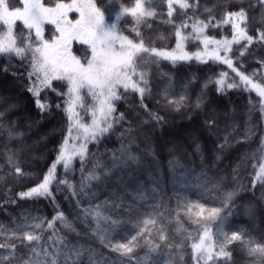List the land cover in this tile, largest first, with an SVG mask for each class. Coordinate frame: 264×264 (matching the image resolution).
Wrapping results in <instances>:
<instances>
[{"label": "trees", "instance_id": "16d2710c", "mask_svg": "<svg viewBox=\"0 0 264 264\" xmlns=\"http://www.w3.org/2000/svg\"><path fill=\"white\" fill-rule=\"evenodd\" d=\"M41 2L55 7L56 3L72 0ZM96 3L105 11V20L117 24L118 34L134 42L142 39L149 48L187 53L192 58L173 64L140 53L137 72L145 73L147 83L139 75L133 80L145 88L143 97L119 89L123 95L113 101V127L93 141L86 140L88 134L77 126V121L90 125L94 119V98L87 89L81 90L83 106L77 102L74 113H69L67 83L53 81L55 92H40L39 99L48 105L42 111L28 91L36 81L35 76L28 78L31 53L26 52L24 59L14 54L0 55V244H15V254L21 258H27L31 247H36L41 255L34 260L48 261L59 251L62 254L57 264H65L66 257L67 264L101 260L103 264H198L192 245L207 231L214 252L223 243L230 257L217 259L214 255L213 260L201 259L199 264H264V256L249 254L251 248L264 247V181L256 178L264 165V105L251 84L237 74L264 86V40L260 39L264 33V0H188L197 6L180 9L174 3L171 18L167 0H151L145 7L154 9L157 15L139 25L127 14L117 20L121 9L133 7L135 0ZM11 6L22 7V3L17 0ZM241 8L246 15L243 22H224L227 12ZM78 18V14L68 17L73 22ZM196 21L208 27L202 33L194 32ZM185 22L189 26L180 28L186 37L179 40L181 52L176 49L179 38L175 32ZM234 23L252 37L251 43L240 37ZM6 29L3 26V31ZM133 29L139 31V36ZM13 30L18 45L23 46L21 38L28 42L29 30L22 22L17 21ZM58 35L55 25L44 24L45 40ZM205 37L232 41L230 49L215 43L205 46ZM31 40L34 46L39 43L34 29ZM69 47L82 63L86 55L90 57L88 45L78 40L71 41ZM213 47L220 49V59L208 54ZM196 53L201 59L195 58ZM220 80L223 85L218 83ZM228 84L233 87L228 88ZM198 98L202 100L199 108ZM149 111L163 117V121L152 120ZM209 118L214 121L211 126ZM84 144L86 152L81 159L73 149L78 151ZM62 148L72 156L68 169L63 162L56 163ZM128 154L135 159H128ZM53 164L56 168L49 186L51 196L21 198L20 193L43 181ZM91 173L100 179H90ZM61 180L72 188L59 183ZM228 193H233L231 200L227 199ZM212 209L220 210L216 218L210 216ZM59 213L64 214L72 229L60 220L54 221ZM24 233L40 239L21 243ZM234 234L239 239L231 240ZM120 244H128L133 252L121 256L113 250ZM43 249L50 256L45 257ZM72 249L79 250L80 255L69 256ZM11 252V247L0 248V255Z\"/></svg>", "mask_w": 264, "mask_h": 264}, {"label": "snow or ice", "instance_id": "6c2138e0", "mask_svg": "<svg viewBox=\"0 0 264 264\" xmlns=\"http://www.w3.org/2000/svg\"><path fill=\"white\" fill-rule=\"evenodd\" d=\"M17 0H0V31H3V26H7L6 31L0 35V55L7 54L9 56L15 55L21 59L25 58L26 52L31 53V71L28 72L29 80L33 76L36 77V81H33L28 91L31 92L36 97V105L42 111L48 109L46 103L41 102L39 99L40 92L43 89H51L53 92L56 88L53 87V81H64L67 83L68 90L67 95L69 96L68 108L66 109L69 113H74V108L77 102H81L83 106V97L81 96V90L87 89L88 94L95 98L98 102V108L93 109V116L95 117L97 112H99L102 120H93L91 126L81 125L77 121V126L82 128L84 133L88 134L87 139L93 141L97 140L99 136L104 133L109 132L113 123L110 122V118L116 111L113 101L120 100L123 93L118 90L123 89L124 93L131 90L133 93H139L143 97L145 93V88L140 87L139 83L133 80V76L139 75L140 79L146 84L145 73H138L136 67V58L140 53H147L149 56H155L165 60H170L175 64L178 60H187L192 57L187 53L177 54L176 51H165L158 50L155 47L149 48L144 45L143 40L139 42H134V40L129 39L128 36L118 34L117 24L113 23L108 25L105 23V11L102 10L100 6L97 5L96 0H72V3H56L55 7H46L41 0H19L22 3V7H12ZM151 0H135L133 7H123L120 13L117 15V20L125 14L132 16L135 19L137 25L142 21H146L147 18H152L157 15L156 11L151 8H146L145 4L150 3ZM179 5L180 9L195 8L197 5L189 4L188 0H167L168 5V16L172 17L175 9L173 4ZM75 10L79 13V19L75 22L68 19V12ZM229 19H235L243 22L246 19L245 11L241 8L236 12H227L224 22H229ZM20 21L23 27L29 30L28 42L24 43L23 38H21L20 46L17 44V39L14 34L13 26ZM172 23L171 19L168 21ZM45 23L55 25V30L59 33L51 41L45 40L43 37V26ZM202 25V27H200ZM189 25L185 22L184 24L177 27L175 35L178 39L176 49L182 52V45L179 40H183L180 31L181 27H188ZM208 24L203 21H196L193 25L194 32L202 33ZM233 28L238 30L241 38L246 39L249 43L252 42V37L248 36L244 29L239 27L238 23L233 24ZM35 30V37L39 41L38 44L33 45L31 40V30ZM136 31V35L139 36V31ZM260 39L264 40V33H261ZM73 40H78L80 43L88 45L91 50V58L85 56V63L81 62V59L77 58L72 54L70 50V43ZM235 41V37H234ZM238 42V41H237ZM205 46L209 43H215L218 46H222L225 49H230L232 41H216L205 37ZM196 59H201L200 54H195ZM214 58L220 59L219 51L214 50ZM225 63L232 67L230 60L225 59ZM7 71V69H4ZM235 71V69H233ZM241 80L246 84H251V88L255 90L261 98H264V86L253 83L248 76L241 73ZM218 83L223 85L224 81L220 80ZM228 88L233 87L232 84L227 85ZM202 100L198 98L196 107L201 106ZM146 111L147 106L142 105ZM56 107H60L56 105ZM264 111V108L261 109ZM3 113H0L2 116ZM149 116L152 120L156 122L163 121V117L156 113H151L149 111ZM69 119L72 120L73 116L70 115ZM120 120L123 119V114H120ZM209 126L214 123L210 118L207 121ZM103 125V126H102ZM2 126V125H0ZM91 128V131H90ZM249 133L252 129L248 130ZM22 135V134H21ZM13 133L9 129V137L11 138ZM247 138V137H246ZM67 141H65V144ZM227 143V139L225 140ZM77 155L83 159L86 152V144L81 145L80 149L77 151L73 149ZM11 160V156L9 157ZM128 159H135V156L128 154ZM63 162V167L68 169L72 162V156L67 155L65 150L62 148L60 155L57 158L56 163ZM55 168L56 164H53L48 171V174L44 176L43 181L36 187L31 188L27 192L20 193L21 198H31V197H48L51 196L50 184L55 178ZM21 169L16 168V172L19 173ZM90 179L98 180L99 175L95 173L90 174ZM257 180L264 181V165H261L259 172L257 174ZM61 184H67L68 188L71 189L72 185L68 184L66 180L59 181ZM83 186H81L80 191L82 192ZM75 194V193H73ZM233 193H228L227 199L231 200ZM219 209H212L210 211V216L216 218L219 215ZM55 220H60L62 224L72 229L71 224H68L63 213H59ZM53 222L48 224V227H53ZM117 221H113L116 224ZM35 227L39 228L40 225L37 224ZM22 231V230H21ZM39 236H34L31 234L24 233L21 238V243L25 240L28 242L38 241ZM135 239V238H134ZM161 239H164L161 236ZM206 239L210 240L209 233L205 231L199 239L198 243L192 245L193 251L196 254L198 264L199 260L205 259L206 261H211L215 257L218 259L220 257L229 258L230 253L225 250L224 244L219 245V251L214 252V246L211 243L206 244ZM239 239L238 235H233L231 240ZM230 242V241H229ZM11 247L12 252L8 255H0V264H57L59 256L62 254L57 251L51 254V259L48 261L34 260L33 257H39L41 253L37 251L36 247H31V254L27 258H21L15 254L16 245L0 244V248ZM114 251H119L121 256H128V254L133 252V248L128 244H120L113 249ZM257 253L264 256V247H257L249 249L250 255H256ZM43 255L45 257L50 256L47 249H43ZM80 251L72 249L69 251V256H79ZM65 264H67V257L65 258ZM93 264H103V260L95 261ZM120 264H124L123 261Z\"/></svg>", "mask_w": 264, "mask_h": 264}, {"label": "rangeland", "instance_id": "374dc122", "mask_svg": "<svg viewBox=\"0 0 264 264\" xmlns=\"http://www.w3.org/2000/svg\"><path fill=\"white\" fill-rule=\"evenodd\" d=\"M72 14H74V16L75 15H77L78 14V16H79V13L78 12H76L75 10H72V11H70V12H68V17H69V15H72ZM79 19V18H78ZM77 20V19H76ZM75 21V20H74ZM105 23L106 24H108V25H111L109 22H107L106 20H105ZM218 49V51H219V53H220V49L218 48V47H213L211 50H209V51H207L208 52V54L210 53V54H213L214 55V50H217ZM89 58H91V54H90V57ZM6 82V81H5ZM2 83V82H1ZM2 84H4V83H2ZM10 86L9 87H11V84H9ZM89 96L92 98V96L89 94ZM95 99V98H94ZM93 99V101L91 100V106L92 107H94V108H98V102H97V100L95 101ZM261 100H262V103H263V105H264V98H261ZM93 108V109H94ZM91 113H92V115H93V110H91ZM94 119H96V120H100V119H102V117L100 116V114H99V112H97V114H96V116L94 117ZM93 119V120H94ZM93 120H92V122H91V124L90 125H88V126H91L92 125V123H93ZM83 130V129H82ZM90 131H91V128H90ZM70 146V145H69ZM71 147V146H70ZM71 149H69V151H70ZM68 155H71V154H69V153H67ZM207 243H211L212 244V242H211V239L210 240H207L206 239V244ZM213 245V244H212Z\"/></svg>", "mask_w": 264, "mask_h": 264}]
</instances>
